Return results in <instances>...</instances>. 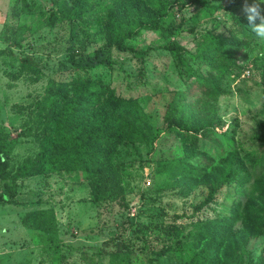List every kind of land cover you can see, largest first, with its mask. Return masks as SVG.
I'll list each match as a JSON object with an SVG mask.
<instances>
[{"label":"rangeland","instance_id":"rangeland-1","mask_svg":"<svg viewBox=\"0 0 264 264\" xmlns=\"http://www.w3.org/2000/svg\"><path fill=\"white\" fill-rule=\"evenodd\" d=\"M7 1L1 3L0 0L1 15L10 13L13 0H9L10 4ZM169 1L176 21L186 17L183 28L173 35H164L165 30L143 29L129 43L138 49L154 46L143 57L136 56L130 48L108 45L104 35L93 30L78 31L71 37L72 27L67 23L50 28L39 12H23L18 19H12L28 25L21 41L23 47L12 45V52L18 56H35L44 72L39 81L27 74L12 78L11 73L21 68L19 61L12 54L0 55V127L15 140L11 152L14 162L33 156L38 150V143L32 136H19L27 113L18 110L16 105L27 106L39 98L53 76L62 79L79 74L100 77L117 95L134 98L141 107L145 140L122 146L117 155V159L125 163L121 182L125 193L116 201L102 205L94 203L90 184L77 177L81 176L79 173H53L19 180L18 203L0 204V263L109 264L117 249L113 237L119 236V240L133 239L130 249L136 253L131 264H150L151 259L156 258L154 252L166 243H174L177 239L184 245L191 241L196 243L195 236L207 221L228 215L237 203H240V217L232 227L236 244L240 242L237 253L243 256L242 262L250 261L251 264H257L264 257V231L252 235L250 224L247 227L244 222V212L249 206L264 213L262 189L253 188V182L264 177V17L255 16L257 39L248 51L242 52L241 68L223 81L221 86L226 93L205 98L209 101L206 109H211L212 113L209 128L199 133L197 140L181 139L165 131L167 105L176 97V92L188 90L185 102L189 103L196 101L197 91L194 87L190 89L189 79L182 73L177 56L161 47L177 40L185 48L184 61L196 67L198 63L192 53L205 28L211 27L216 19L229 21L231 10L249 13L257 4L264 5V0H207L215 11L196 0ZM36 2L46 13L55 7L54 0ZM3 46L0 41V48ZM72 49L77 50L81 64L91 67L74 68L70 57ZM97 49L100 51L96 54ZM190 119L198 122L203 118L194 115ZM154 133L158 137L151 143ZM187 150L196 153L191 161L202 173L212 168H207L206 164H218V172L225 169L227 173L229 163L222 161L235 154L239 161H235L232 168L240 175L247 172L251 176L222 185L216 179L219 189L214 199L203 203L208 186L201 184L185 195L179 181L175 180L172 185L174 178L158 171L160 160L184 156ZM51 206L56 210L62 238L58 252L49 251L51 248L43 245L38 231L27 229L21 223L27 212ZM129 220L149 225L147 235L136 240ZM164 222L176 224L179 232L174 231L170 237L161 226ZM211 252L207 250L208 255Z\"/></svg>","mask_w":264,"mask_h":264},{"label":"trees","instance_id":"trees-1","mask_svg":"<svg viewBox=\"0 0 264 264\" xmlns=\"http://www.w3.org/2000/svg\"><path fill=\"white\" fill-rule=\"evenodd\" d=\"M196 1L210 7L211 11L216 10L207 0ZM54 4L56 8L46 13L36 0L12 1L0 33L4 43L0 55L12 54L21 66L17 72L11 73L12 78L27 74V77L39 81L44 74L35 56H18L12 52V45L23 47L21 41L28 25L18 20L12 21L23 12H39L50 28L69 24L72 27L71 37L78 31L102 33L108 45L130 48L139 57L145 56L148 49L154 47L138 49L129 44L143 29L165 30L164 35H173L182 30L186 21L185 16L180 21L175 20L169 0H54ZM229 13V21L216 19L211 27L202 31L201 40L196 43L195 52L192 53L195 63H198L196 67L184 61L185 48L177 40L161 46L177 56L182 73H186L189 79L190 89L194 87L197 91L196 101L189 102L194 104L185 102L188 90H180L167 105L165 131L181 139L197 140L199 133H205L209 128L212 112L206 109L209 101L205 98H216L226 93L221 85L233 71L241 68L239 61L242 52L248 51L257 39L258 21L255 16L264 17V5L257 4L246 14L232 10ZM191 30L195 31V28ZM99 51L97 49L95 53ZM76 53L77 50H71L74 68L91 67L81 64ZM203 102L206 104L200 106ZM16 107L27 113L19 136H32L38 143V150L35 155L14 162L11 152L15 140L5 128L0 127V204L18 203L19 180L53 173L81 174L77 177L90 184L91 200L98 205L123 197L125 190L121 182L125 163L117 159V155L122 146L145 140L141 107L134 98L117 95L115 89L100 77L79 74L71 79L50 77L39 98L27 106ZM194 115L203 119L193 121L190 118ZM157 137L158 134H152L150 142L153 143ZM195 156L196 153L187 150L184 156L160 160L158 171L174 178L172 185H175V180L179 181L183 185L181 192L185 195L201 184L208 186V195L203 203L214 199L219 189L216 179L222 185L251 176L247 172L240 175L238 170L232 168L235 161H239L235 154L222 161L229 163L227 173H224L225 169L218 172V164H206L207 168H212L202 173L191 161ZM258 187L264 195V177L253 182V188ZM238 208L240 203L231 208L228 215H219V218L207 221L197 232L196 243L191 241L184 245L181 239H177L174 243L164 244L154 252L156 258L151 259L150 264H251L250 261L242 262L243 256L237 253L240 242L236 244L232 227L240 217ZM261 212L253 206L244 212V222L247 227L250 224L252 235L264 231V213ZM21 223L27 229L38 231L43 245L51 248H48L49 251H60L62 238L54 207L29 211L22 216ZM130 223L136 240L147 235L149 225L136 221ZM161 226L170 237H173L174 231L179 232L176 224L164 222ZM115 238L117 249L109 264H131L136 253V250L130 249L134 245L133 239ZM205 239L206 242L201 243ZM207 250H212L210 255ZM257 264H264V257Z\"/></svg>","mask_w":264,"mask_h":264},{"label":"crops","instance_id":"crops-1","mask_svg":"<svg viewBox=\"0 0 264 264\" xmlns=\"http://www.w3.org/2000/svg\"><path fill=\"white\" fill-rule=\"evenodd\" d=\"M1 3H2V0H1ZM7 3H9V0L7 1ZM9 4H10V3H9ZM8 9H9L8 7H7V9L4 8L5 12H6ZM4 21H5V15H3V13H2V15L0 14V33H1V31H2V27H3ZM0 41H2V40L0 39ZM1 48H2V47H1ZM0 264H2V263H0Z\"/></svg>","mask_w":264,"mask_h":264}]
</instances>
